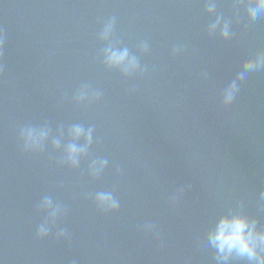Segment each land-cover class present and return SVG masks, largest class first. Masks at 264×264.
I'll use <instances>...</instances> for the list:
<instances>
[{
	"label": "water",
	"instance_id": "water-1",
	"mask_svg": "<svg viewBox=\"0 0 264 264\" xmlns=\"http://www.w3.org/2000/svg\"><path fill=\"white\" fill-rule=\"evenodd\" d=\"M234 216L264 233L256 0H0L3 264H259Z\"/></svg>",
	"mask_w": 264,
	"mask_h": 264
},
{
	"label": "clouds",
	"instance_id": "clouds-1",
	"mask_svg": "<svg viewBox=\"0 0 264 264\" xmlns=\"http://www.w3.org/2000/svg\"><path fill=\"white\" fill-rule=\"evenodd\" d=\"M257 6L260 9H264V0H256ZM255 17L256 12H252ZM225 35L227 33L225 32ZM126 57V53L117 56L113 54L110 58L112 61L119 63ZM247 67L252 68V64H248ZM230 98V97H229ZM79 134V130H77ZM29 137L32 133L28 134ZM75 153V148L71 149ZM102 199H108V197H102ZM255 222L251 224L249 221L241 216H234L231 219L225 217L221 219L217 226L216 231L212 234L211 239L216 244L221 253L227 254L233 251L237 252L241 256H246L249 260H258L259 264H264V257L258 256V247L264 246V233H255ZM3 264V261H0Z\"/></svg>",
	"mask_w": 264,
	"mask_h": 264
}]
</instances>
